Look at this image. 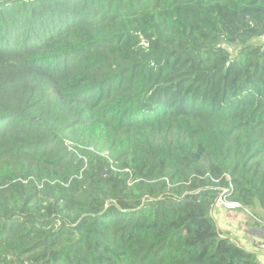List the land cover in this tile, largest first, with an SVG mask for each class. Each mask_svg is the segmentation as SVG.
<instances>
[{"label":"trees","instance_id":"1","mask_svg":"<svg viewBox=\"0 0 264 264\" xmlns=\"http://www.w3.org/2000/svg\"><path fill=\"white\" fill-rule=\"evenodd\" d=\"M264 0H0V264H263Z\"/></svg>","mask_w":264,"mask_h":264},{"label":"rangeland","instance_id":"2","mask_svg":"<svg viewBox=\"0 0 264 264\" xmlns=\"http://www.w3.org/2000/svg\"><path fill=\"white\" fill-rule=\"evenodd\" d=\"M220 208V211H225L222 206H220ZM216 212H219L218 207L214 210L213 217L216 220L218 228L224 232V234L247 250L248 248H255L254 251L257 256L263 257L264 251L260 249L263 242L258 236L253 235L258 233V228L257 224L251 220V216L248 213L250 212L249 209L232 210L230 214L223 212L218 215ZM250 230L255 231L253 232Z\"/></svg>","mask_w":264,"mask_h":264},{"label":"crops","instance_id":"3","mask_svg":"<svg viewBox=\"0 0 264 264\" xmlns=\"http://www.w3.org/2000/svg\"><path fill=\"white\" fill-rule=\"evenodd\" d=\"M230 211H232V210H230ZM230 211H220V209H219V212H216V213H218V215L220 213H223V212H226V214H230ZM257 228H258V233L253 234V235L254 236H258L260 238V240L263 242L260 249H262L264 251V225H262L260 227H257ZM250 231H253L254 232L255 230H250ZM248 250L254 251L255 248H248ZM258 259L261 262H264V255H263V257L262 256H259Z\"/></svg>","mask_w":264,"mask_h":264},{"label":"built area","instance_id":"4","mask_svg":"<svg viewBox=\"0 0 264 264\" xmlns=\"http://www.w3.org/2000/svg\"><path fill=\"white\" fill-rule=\"evenodd\" d=\"M227 190H223L222 192V196H220L217 200V203L219 205H221L223 208H235V207H239L240 204L238 203H235V202H229L225 199V196L223 195ZM264 264V262H262Z\"/></svg>","mask_w":264,"mask_h":264},{"label":"clouds","instance_id":"5","mask_svg":"<svg viewBox=\"0 0 264 264\" xmlns=\"http://www.w3.org/2000/svg\"><path fill=\"white\" fill-rule=\"evenodd\" d=\"M230 202V201H229ZM235 203H237V202H235ZM239 204V203H238ZM235 208H240V206L239 207H235ZM231 209H234V208H231Z\"/></svg>","mask_w":264,"mask_h":264}]
</instances>
